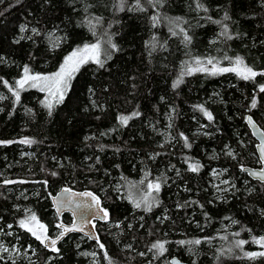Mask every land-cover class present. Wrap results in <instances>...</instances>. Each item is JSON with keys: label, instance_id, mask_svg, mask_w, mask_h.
Listing matches in <instances>:
<instances>
[{"label": "trees", "instance_id": "1", "mask_svg": "<svg viewBox=\"0 0 264 264\" xmlns=\"http://www.w3.org/2000/svg\"><path fill=\"white\" fill-rule=\"evenodd\" d=\"M91 43L103 66L81 64L51 110L36 87L8 89L25 67L51 73ZM238 56L264 69V0H0V239L28 253L0 264H92V250L99 264H264L245 255L263 252L252 242L264 234V186L241 169L258 166L245 117L264 129V75L213 74ZM147 183L160 185L150 211L132 202ZM64 186L99 196L103 248L70 233L54 252L20 227L35 214L52 234L50 195Z\"/></svg>", "mask_w": 264, "mask_h": 264}, {"label": "snow or ice", "instance_id": "2", "mask_svg": "<svg viewBox=\"0 0 264 264\" xmlns=\"http://www.w3.org/2000/svg\"><path fill=\"white\" fill-rule=\"evenodd\" d=\"M159 2V0H157ZM137 7L139 8V0H137ZM198 7H202V5H198ZM207 11V9H204ZM156 19L155 17L153 18ZM225 19H227V16H225ZM216 23H219L217 21ZM23 31V27L21 28ZM35 31V29H33ZM181 32H183V29H181ZM175 35L176 33L173 32ZM222 35L226 36L228 39H231V36L227 35V29L225 28L224 31L221 33ZM184 41L186 43H190V37L187 36V34L184 35ZM109 43L111 44V41L109 40ZM111 47L113 50L116 49L115 44H111ZM89 60L97 63L101 67L103 66V62L100 60V46L99 44H92V45H85L83 49L78 50V52H73L71 56L66 58L64 65L61 67L60 71L55 73L52 76H40V75H29V69L25 67L24 69V75L21 79L16 81V86L19 89H24L25 85H28L31 83L32 87H36L39 84H42L41 91L47 90L49 92L50 96L57 97L56 103H60L64 95L69 87V81L72 78V75L75 71H77L81 64L87 63ZM197 64L200 63L199 60L196 61ZM209 64H212V60H208ZM207 71V69L204 68H196L193 69L192 67L188 68V74H191L193 71ZM235 72L240 78L244 80H251L254 79L257 75H264V72L257 73L254 71L251 67H247L244 65V61L241 57H236L234 61V66L230 68H216L215 65L213 66V74L216 72ZM175 86V85H174ZM261 92H264V85L260 86L259 89ZM14 95L16 96L17 101L19 100V91L14 92ZM46 107L51 110L52 108V102L49 101L46 105ZM256 106L255 99L252 101V107ZM134 115H138V113H135ZM205 115L208 117L209 120L212 119V116L210 113L205 112ZM129 117H120L121 123L126 124ZM249 123H252L251 118H249ZM24 144H31L34 141L24 139L20 141ZM261 155L264 157V147L261 148ZM198 165L190 164L189 168L191 171H197ZM55 175V173H53ZM255 175V173H253ZM143 182V181H142ZM148 189L150 192L154 190L156 193L160 190V185L158 183L148 184ZM65 191H68L67 189ZM82 196L91 197V204H76L77 208H91L93 206H99V200L92 195L91 193H82L80 194ZM131 199V198H130ZM152 200L155 199V197L151 198ZM134 206L139 208L141 207V204L144 205L145 211H150L152 207L151 200L149 199V196L146 195L142 201H132ZM73 201L68 200L61 203V207L66 206L68 204H72ZM59 211V208H58ZM104 217H107V212L104 211ZM235 223V221H233ZM20 227L26 229L28 232H30L38 241H40L41 244H43L45 247H50L52 251H58L56 248L57 241L64 236L65 233L71 232L74 230H79L75 227L69 228L65 227L63 224H58L57 227L61 229L58 236L55 239L49 240V237L46 235L47 229L44 225L39 224V222L36 219L35 214H32L31 216L26 217L24 220L20 221ZM238 235V233L236 234ZM254 243L260 245L261 247H264V237H261L259 239L254 238ZM185 243V242H181ZM187 243L190 244H199L201 243L200 240L195 241H188ZM246 242L241 240L237 242V247H242ZM100 247L103 248L104 246L100 244ZM2 248V246H0ZM152 249H157L159 253H163L164 251V245L162 243H155L152 245ZM151 250V249H150ZM3 251H8L7 248H3ZM246 256L249 258H254L255 256H264V252L259 253H245ZM105 256L107 257V254L105 253ZM109 264H111V260H109Z\"/></svg>", "mask_w": 264, "mask_h": 264}, {"label": "water", "instance_id": "3", "mask_svg": "<svg viewBox=\"0 0 264 264\" xmlns=\"http://www.w3.org/2000/svg\"><path fill=\"white\" fill-rule=\"evenodd\" d=\"M249 118H251L252 123H249ZM245 123L252 138L255 139L256 141L255 150L260 160V166L251 167L248 165H244L242 167V171L245 172L250 179L256 180L264 185V157H262L261 155V148L264 147V131L260 127V125H258V123L254 121V119L250 114L246 115ZM253 173H255V175H253ZM66 189L68 191H65ZM86 192L91 193L99 200L98 207L97 206H93L91 208L76 207V204H81V203L91 204V197L80 195ZM68 200L73 201V203L63 207L60 206L62 202ZM50 202H51V207L55 211L57 217H61V215L66 212L69 213L72 217L70 222L61 221L58 224H63L65 227H69V228L75 227L79 229L65 233L64 236L57 241V244L66 235L70 233H77L87 237L91 241L98 242L99 238H98L97 230L95 228V222L97 221L105 222L107 220V217L106 218L104 217V211L106 210L102 206L99 196L96 193L92 192L89 189H75L69 186H64L61 187L59 190H57L54 194L50 195ZM58 234L59 232L55 235H51V236L48 235L49 240L55 239L58 236ZM261 237H264V234L259 236V238ZM46 248H50V247H46ZM169 261L170 264H189L188 262L181 260L177 256H171Z\"/></svg>", "mask_w": 264, "mask_h": 264}, {"label": "rangeland", "instance_id": "4", "mask_svg": "<svg viewBox=\"0 0 264 264\" xmlns=\"http://www.w3.org/2000/svg\"><path fill=\"white\" fill-rule=\"evenodd\" d=\"M92 44H96V43L85 44V45H92ZM85 45H82V46H80L79 48H77V49L71 51L70 53H68V54L65 56V58L62 60L61 64H60V65L56 68V70H54L53 72H51V73H47V74H40V73H35V72H29V75H40V76H52V75H54L55 73H57V72L60 71L61 67H62V66L64 65V63H65L66 58H68L69 56H71L73 52H78V50L83 49V48L85 47ZM234 61H235V59H228V60L226 61L225 65H224V68H230V67H233V66H234ZM73 74H74V73H73ZM23 75H24V72H23L20 76H18L15 80H13V81L8 85V89H10V90H13V89L18 90L19 88L16 86V81L19 80V79H21V78L23 77ZM72 76H73V75H72ZM28 85H30L29 87H31V83L28 84ZM42 86H43L42 84H39V85L36 86V88H38L39 90H41V87H42ZM42 93H43V96H44L43 103H44L45 105H46L49 101H51L52 104H53V103L56 102V99H58V96H57V97L50 96V95H49V92H48L47 90L42 91ZM258 163H259V160H258ZM222 173H223V172L220 171V170H215V169L212 170V174H213V176H214V178H215V180H216V183H215V184L218 185V187H219V185H220L221 183H225V180L222 179ZM148 184H149V183H147L146 187L144 188L143 192H141V194L136 195V196L133 197L135 201H138V202H139V201H142L143 198H144L146 195H148V196H149V199L151 200V198L153 197V194H154V190H152V191L150 192V190L148 189ZM221 190H223V189L221 188L219 191H221ZM24 212H27V210L24 211ZM59 220H61V219H58V221H59ZM58 221H57V223H58ZM57 223H56V224H57ZM106 223H107V222H106ZM39 224H40V223H39ZM59 230H60L59 228H56L52 234H49L48 232H46V235H47V236H48V235H50V236H51V235H55ZM82 237H85V236L82 235ZM85 238L87 239V237H85ZM256 239H258V238H256ZM39 242H40V241H39ZM100 244H101V243H99V242L96 243V248H101V247H100ZM252 245H255L254 247L257 248V249H260V247H261L260 245H259V246H260V247H259L258 244L254 243V242H252ZM0 246H2V248H0V261L4 260V259H6V258L13 259V258L18 257V256H20V255H22L23 257H28V253H23L22 251H19V250H18V246H17L16 244H12L11 246H7V245L4 244V243L1 241V239H0ZM3 248H7L8 251H3ZM261 248H262V247H261ZM87 254L91 257L92 264H99L98 261L96 260V252H95L94 250H92V251H88Z\"/></svg>", "mask_w": 264, "mask_h": 264}, {"label": "bare ground", "instance_id": "5", "mask_svg": "<svg viewBox=\"0 0 264 264\" xmlns=\"http://www.w3.org/2000/svg\"><path fill=\"white\" fill-rule=\"evenodd\" d=\"M255 121V120H254ZM256 122V121H255ZM257 123V122H256ZM259 125V124H258ZM255 144H256V141H255ZM255 146V145H254ZM256 151V150H255ZM257 155V153H256ZM258 157V156H257ZM259 160V158H258ZM258 166H260V160H259V163H258ZM258 166H251V167H258ZM263 235V234H262ZM259 238V237H258ZM262 251L264 252V247H262Z\"/></svg>", "mask_w": 264, "mask_h": 264}, {"label": "flooded vegetation", "instance_id": "6", "mask_svg": "<svg viewBox=\"0 0 264 264\" xmlns=\"http://www.w3.org/2000/svg\"><path fill=\"white\" fill-rule=\"evenodd\" d=\"M169 259H170V257H169ZM169 259H168V261H167V262H165L164 264H170V261H169Z\"/></svg>", "mask_w": 264, "mask_h": 264}]
</instances>
